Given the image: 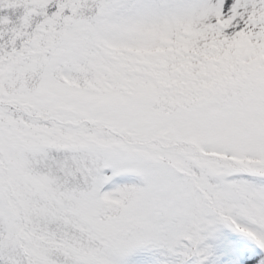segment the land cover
<instances>
[{
    "label": "snow or ice",
    "instance_id": "1",
    "mask_svg": "<svg viewBox=\"0 0 264 264\" xmlns=\"http://www.w3.org/2000/svg\"><path fill=\"white\" fill-rule=\"evenodd\" d=\"M0 264H264V0H0Z\"/></svg>",
    "mask_w": 264,
    "mask_h": 264
}]
</instances>
